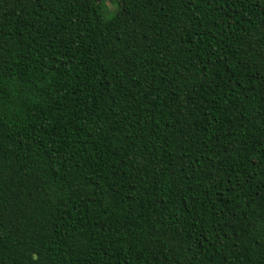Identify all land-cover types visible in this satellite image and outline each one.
Wrapping results in <instances>:
<instances>
[{
    "label": "trees",
    "instance_id": "1",
    "mask_svg": "<svg viewBox=\"0 0 264 264\" xmlns=\"http://www.w3.org/2000/svg\"><path fill=\"white\" fill-rule=\"evenodd\" d=\"M0 0V264H264V0Z\"/></svg>",
    "mask_w": 264,
    "mask_h": 264
},
{
    "label": "rangeland",
    "instance_id": "2",
    "mask_svg": "<svg viewBox=\"0 0 264 264\" xmlns=\"http://www.w3.org/2000/svg\"><path fill=\"white\" fill-rule=\"evenodd\" d=\"M116 0H101L100 8L103 17H109L115 10Z\"/></svg>",
    "mask_w": 264,
    "mask_h": 264
}]
</instances>
